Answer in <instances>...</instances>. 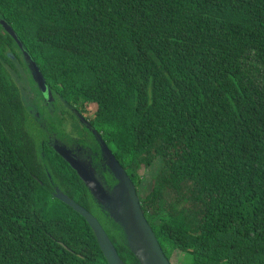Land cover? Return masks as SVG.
I'll return each instance as SVG.
<instances>
[{
  "label": "trees",
  "instance_id": "1",
  "mask_svg": "<svg viewBox=\"0 0 264 264\" xmlns=\"http://www.w3.org/2000/svg\"><path fill=\"white\" fill-rule=\"evenodd\" d=\"M1 20L83 120L80 143L98 150L95 131L125 170L169 260L264 264V0H0ZM24 75L46 103L0 24V264H108L56 190L141 264L31 115Z\"/></svg>",
  "mask_w": 264,
  "mask_h": 264
},
{
  "label": "water",
  "instance_id": "2",
  "mask_svg": "<svg viewBox=\"0 0 264 264\" xmlns=\"http://www.w3.org/2000/svg\"><path fill=\"white\" fill-rule=\"evenodd\" d=\"M0 24L4 28V31L16 41L23 52L33 80L39 92L44 97V100L49 104L53 100L52 94L38 65L25 50L13 28L5 20H1ZM93 133L105 156L107 165L118 181L111 189H108L106 185L103 186L97 176H95V173L89 170L85 160L82 161L75 157L65 147L54 145V149L87 185L95 200L108 211L114 223L123 230L125 238L129 242L130 251L137 257L141 264H172V261L165 256L153 229L145 218L135 185L125 170L116 161L113 153L103 139L95 131ZM55 197L85 218L93 230L108 264H124L96 217L62 194L59 190H56Z\"/></svg>",
  "mask_w": 264,
  "mask_h": 264
},
{
  "label": "rangeland",
  "instance_id": "3",
  "mask_svg": "<svg viewBox=\"0 0 264 264\" xmlns=\"http://www.w3.org/2000/svg\"><path fill=\"white\" fill-rule=\"evenodd\" d=\"M23 77L25 78L26 83L25 82L24 83L19 82V83H20V86L22 87V91L24 92V95L28 99H30V101H32L35 104V105H33L32 102H30V105H31V107H33L32 109H33L34 115H35L37 113V109L35 107L38 108L40 106L41 102L39 100V96L37 95V91L36 92L33 91L32 87L29 85V83H27V76L24 75ZM52 102H53V100H52ZM52 102H50L49 104H51ZM43 105H45V104H43ZM94 109H95L94 106L90 107L91 111H93ZM64 110H66V112H68V114H69L68 119L64 118V116H65L63 113ZM75 112L76 111L74 109L71 111L68 108H64L63 110L61 108H59V110L57 112L46 111V113L50 114L51 117H55V118L58 117L59 118V119H55L56 120L55 122H57V120H60V122L66 121L67 123L61 124L63 126L62 129H64L66 132H70V135H73L74 138L76 139V141H79L82 137H89L88 133L90 131L85 127L83 120L80 119V117L79 118L77 117ZM58 129H61V128H58ZM59 132H60V130H59ZM94 140L96 141V142L95 141L94 142L97 144V140L95 138H94ZM65 148H67V147H65ZM86 153L89 154L88 158H91L90 153H92V151L89 150ZM95 154H96L95 159L97 161H99V163H100V165H99L100 172L103 173L104 175L108 176L111 179L109 184H110L111 188H113V186H115L118 183V181L114 177L110 167L107 165V161H106L105 156H104L101 148L99 147V145H98V150H96ZM152 159H153V157L149 156L148 160L147 161L145 160L143 162V164L141 166L142 168L139 170L140 177L142 178V181L144 182V187L141 189V191L144 195L147 194L149 191H151V189L153 188V185H154V183H153L154 182L153 181L154 175L150 171V169H149L150 167L148 164L152 161ZM86 164L88 165V167L91 171L95 172V169H93L91 163L86 162ZM101 208H102V210H104L108 213V211L105 210V208L103 206H101ZM196 223H197V221L194 220L193 224L196 225ZM125 242H126L127 247L129 248V242L127 241L126 238H125ZM189 262H190V257L185 255V254H182L179 251H176L172 256V264H189ZM190 264H191V262H190Z\"/></svg>",
  "mask_w": 264,
  "mask_h": 264
},
{
  "label": "flooded vegetation",
  "instance_id": "4",
  "mask_svg": "<svg viewBox=\"0 0 264 264\" xmlns=\"http://www.w3.org/2000/svg\"><path fill=\"white\" fill-rule=\"evenodd\" d=\"M40 106L37 108V113L34 115V111H33V107L30 108V113L33 116V118L35 119L36 123L38 124V126L44 130V134L49 138V141L52 140V143H56L57 145H61V146H65L68 148V150L77 158L79 159H83L85 158L86 161L85 162H89L92 164L93 169H95V175L98 176L102 181L105 182V185L107 186L108 189H111L110 184H108V181L103 177L105 176L103 173L100 172V163L99 161H97L95 159L96 157V150L94 149H89V148H85L81 143L80 140H82V138L79 141H76V139L74 138L73 135H70V132H66L64 129H62V125L63 123H67L65 122H60V120H57V122H55V119H59L58 117H51L50 114L46 113V111H50V112H57L59 110V108H61L62 110L64 108H68L69 110H73L71 107L67 106L66 104H62V103H58L57 101L55 102V104H47L45 102L42 101V98L40 99ZM45 104V105H43ZM64 113V118L68 119V112H66V110L63 111ZM59 124V125H58ZM61 128V129H58ZM49 130H51L52 132H50ZM60 130V132H59ZM57 131V132H55ZM99 145V144H98ZM82 148V149H81ZM72 150V151H71ZM91 150L92 153H90L91 158H88L89 154L86 153L87 151ZM84 152V154H83ZM90 170V169H89Z\"/></svg>",
  "mask_w": 264,
  "mask_h": 264
}]
</instances>
